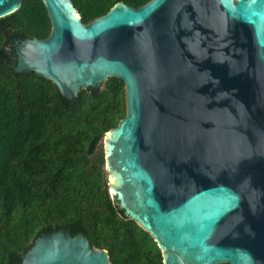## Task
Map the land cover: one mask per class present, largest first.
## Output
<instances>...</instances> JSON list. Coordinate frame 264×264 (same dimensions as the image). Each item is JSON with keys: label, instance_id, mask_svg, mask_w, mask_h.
I'll list each match as a JSON object with an SVG mask.
<instances>
[{"label": "water", "instance_id": "obj_1", "mask_svg": "<svg viewBox=\"0 0 264 264\" xmlns=\"http://www.w3.org/2000/svg\"><path fill=\"white\" fill-rule=\"evenodd\" d=\"M21 2L0 0V18ZM42 2L50 35L9 36V68L72 103L124 83L125 116L103 138L109 193L163 264H264V0L118 2L87 24L71 0ZM20 264L111 263L60 230Z\"/></svg>", "mask_w": 264, "mask_h": 264}, {"label": "trees", "instance_id": "obj_2", "mask_svg": "<svg viewBox=\"0 0 264 264\" xmlns=\"http://www.w3.org/2000/svg\"><path fill=\"white\" fill-rule=\"evenodd\" d=\"M71 1L87 24L118 2L149 0ZM50 32L42 0H22L0 18V264H20L37 238L60 230L85 235L111 264H163L155 241L109 193L103 138L125 116L124 83L110 77L72 103L37 73L9 68V36Z\"/></svg>", "mask_w": 264, "mask_h": 264}]
</instances>
